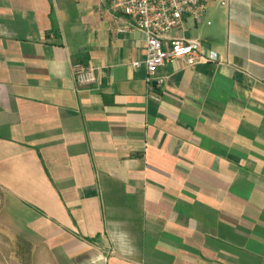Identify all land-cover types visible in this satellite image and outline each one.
<instances>
[{"label": "crops", "instance_id": "crops-1", "mask_svg": "<svg viewBox=\"0 0 264 264\" xmlns=\"http://www.w3.org/2000/svg\"><path fill=\"white\" fill-rule=\"evenodd\" d=\"M186 26L150 82L107 0H0V264H264V0Z\"/></svg>", "mask_w": 264, "mask_h": 264}, {"label": "built area", "instance_id": "built-area-1", "mask_svg": "<svg viewBox=\"0 0 264 264\" xmlns=\"http://www.w3.org/2000/svg\"><path fill=\"white\" fill-rule=\"evenodd\" d=\"M120 14L127 16L132 25L143 33L146 43L145 64L148 81L154 80L158 68L174 61H184L193 66L199 62H219L214 50L201 52L200 39L169 38L172 30L181 27L187 17L203 21L212 2L227 5L228 0H107ZM210 23V22H208ZM138 65V63H136ZM99 68L77 63L73 67L76 88L95 84ZM162 83L163 79L156 80Z\"/></svg>", "mask_w": 264, "mask_h": 264}, {"label": "rangeland", "instance_id": "rangeland-1", "mask_svg": "<svg viewBox=\"0 0 264 264\" xmlns=\"http://www.w3.org/2000/svg\"><path fill=\"white\" fill-rule=\"evenodd\" d=\"M192 23H193V19L192 18H190V17H187L186 18V27L188 28V30L190 29H193L194 28V26H191L192 25ZM189 25V26H188Z\"/></svg>", "mask_w": 264, "mask_h": 264}]
</instances>
